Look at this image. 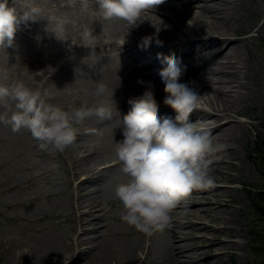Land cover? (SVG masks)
I'll use <instances>...</instances> for the list:
<instances>
[{
  "label": "bare ground",
  "instance_id": "6f19581e",
  "mask_svg": "<svg viewBox=\"0 0 264 264\" xmlns=\"http://www.w3.org/2000/svg\"><path fill=\"white\" fill-rule=\"evenodd\" d=\"M42 1L47 3V0ZM252 1L164 0L155 9L142 13L132 26L122 20L105 21L98 14H80L77 25L69 29L70 38L75 41L80 27L90 25L92 34L99 39L95 52L102 54V58L98 63L89 58L92 49L73 45L70 40L58 41L51 34L47 16L68 12L64 3L46 14L41 26H31V34H17L12 46L0 49V58L6 56L10 48L15 50V56L21 57L23 53L19 49L24 44L26 55L27 44L45 41L47 48L41 56L31 47L33 57H28L27 64L31 73L21 82L29 88L46 90L49 102L65 109L82 103L92 106L103 99L116 110L111 120L101 121L93 116L77 125L76 141L68 147L76 146L81 155L67 156L56 149H41V142L27 130L13 133L8 127L2 137L10 151L8 160L23 154L29 147V153L36 157V164L44 171L41 176L44 186L49 187L51 193L62 194L55 188L56 191H51L56 186L50 177L52 154L69 161L66 169L70 178L66 182L69 185L74 181V189L67 195L62 194L56 204L69 211L66 216L74 214L71 216L74 222L70 224L74 231L69 236L62 228L51 229L36 239L26 240L25 244L0 233V252L5 253L0 264L18 261L56 264L65 259H68L66 264L80 260L77 264H228L223 258L227 252L235 250L242 256L238 251L246 235L243 207L230 197V191L235 188L234 184L257 185L251 179H240L243 158L237 153L246 140L245 126H255L252 123L255 116L243 111L246 100L256 102L261 95L260 67L248 58L245 46L247 40L257 36L254 32L261 30V26L254 25L253 28L257 27L254 32L238 35L240 26L246 23L243 11ZM97 7L92 4L94 10ZM145 36H155L163 42L162 46L153 41L147 48L139 47ZM169 55L177 58L183 70L180 82L187 83L200 95L198 107L189 120L198 128L210 129L214 139L227 146L215 156L211 166L215 186L193 190L187 207L182 205L171 213L173 226L164 231L166 235L156 233L149 238L142 234V238L108 243L104 237L103 211L108 200L115 197V186L126 179L115 156L114 142L123 139L120 118L131 108L128 101L142 95L149 86L157 106L163 103L164 86L158 71L166 66L162 63L163 57ZM41 58L47 63L34 67ZM41 64L43 67L38 69ZM53 67L57 69L53 71ZM41 70L48 78L36 74ZM96 82H103L113 90L112 98L110 94L93 95ZM3 111L0 108V112ZM175 115L170 107L158 106L159 118L174 120ZM86 134L88 140L84 139ZM20 146L22 149L14 151ZM233 166L237 168L232 169ZM228 207L233 211H225ZM222 208L226 213H222ZM192 232L198 235L193 236Z\"/></svg>",
  "mask_w": 264,
  "mask_h": 264
},
{
  "label": "clouds",
  "instance_id": "9594fccd",
  "mask_svg": "<svg viewBox=\"0 0 264 264\" xmlns=\"http://www.w3.org/2000/svg\"><path fill=\"white\" fill-rule=\"evenodd\" d=\"M93 3L98 6L95 10ZM162 3L164 0H66L69 11L49 14L47 21L58 41L70 40L73 45L92 49L89 58L98 63L102 58V54L95 52L99 39L92 34L90 25L80 27L75 41L70 38L69 29L77 25L80 14H98L105 21L122 20L132 26L142 13ZM43 17V9L27 0H0V49L12 46L21 23ZM153 41L162 46L163 42L155 36L143 37L138 46L147 48ZM162 63L166 66L158 74L164 86L163 103L176 113L175 119L158 117L154 92L149 86L142 95L128 101L131 108L120 118L123 139L114 142L116 159L126 177L114 188L122 206L120 220L149 238L173 226L171 213L182 205L187 207L193 190L215 186L211 166L215 156L227 147L214 139L210 129L198 128L189 120L198 107L200 95L187 83L180 82L183 70L177 58L164 56ZM36 74L48 78L44 70ZM109 94L112 98L113 90L103 82H96L93 95ZM0 108L4 109L0 124L9 126L13 133L27 130L41 142V149L50 144L59 152L76 141L77 125L93 116L101 121L111 120L115 110L103 99L92 106L82 103L65 109L50 103L46 90L29 88L21 81L0 85Z\"/></svg>",
  "mask_w": 264,
  "mask_h": 264
},
{
  "label": "rangeland",
  "instance_id": "374dc122",
  "mask_svg": "<svg viewBox=\"0 0 264 264\" xmlns=\"http://www.w3.org/2000/svg\"><path fill=\"white\" fill-rule=\"evenodd\" d=\"M27 3L43 9L44 17L55 10L53 2H47L48 4L45 5L42 0H27ZM48 5L50 6L48 7ZM243 17L246 18V23L240 26L238 35L243 36L254 32L252 30L257 28H253L254 25L261 26V30L254 32L257 36L253 35L246 41L245 46L248 58L255 61L260 67L262 78L259 100L252 102L250 98H247L246 107L243 109L248 116H255L252 120L255 126L254 128L245 126L246 140L244 146L237 149V153L243 158V164L239 171L240 179H251L257 185L240 183L234 184L235 188H231L230 197L240 202L243 207L241 214L244 215L243 227L246 230V235L242 239L244 244L238 251L242 253V256L234 250L227 252L223 258L228 264H264V0L249 2L248 7L243 11ZM41 21L42 18L37 19L36 25L39 26ZM30 22L32 21L26 23L24 33L21 34L28 33L26 28ZM17 33L16 31L14 38L17 37ZM43 42L45 41L40 40L32 45L27 44L26 55L24 54V44L19 49L23 53L21 57L14 55V49H7V55L0 58V83L6 82L10 85L28 78V74L31 73V70L27 68L28 57L32 56L30 49L32 47L38 56L43 55V50L47 48L46 43ZM45 61L46 59H39L34 67L39 66L40 63L43 64ZM42 64L38 69L42 67ZM8 127L0 124V233L9 235L17 241L21 240L23 243L27 242L26 240L36 239L51 229L56 231L62 228L69 236L72 235L74 229L70 224L74 222L71 220V216L74 214L66 216L65 214L69 211L61 209L56 204L62 194L67 195L74 189V181L69 185L66 182L70 178L66 169L69 166V161L60 159L55 153L52 154L50 177L56 186H53L51 191L61 190L62 194L51 193L50 188L44 186V180L41 178L44 171L36 164V157L29 153V147L25 148L23 154L8 160L7 155L10 151L6 143L2 142V137H4ZM84 139L88 140L87 134ZM19 149H22V146L14 149V151ZM47 149L51 151L55 148L49 144ZM81 153L76 146L67 147L65 151L59 152V154L67 156L81 155ZM234 168L237 167L233 166L232 169ZM231 171L236 173V171ZM223 209H221L222 213L233 211L229 207L225 208V211ZM121 212L122 206L116 197L108 200L102 215L106 227L104 237L108 243H117L138 236L143 237L141 233L122 223L120 220ZM211 222L214 221L211 220ZM98 229L101 230V227ZM197 233L192 232L191 234L197 236ZM163 235H166L165 232ZM63 248L64 255H66V248ZM4 256L5 253L0 252V263ZM73 258L71 257V259ZM67 261L68 259H65V261L56 264H66ZM80 261H74V264ZM22 263L24 261L16 262V264Z\"/></svg>",
  "mask_w": 264,
  "mask_h": 264
}]
</instances>
